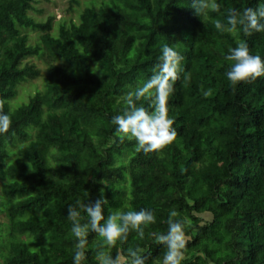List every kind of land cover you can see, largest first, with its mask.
I'll return each instance as SVG.
<instances>
[{"label": "trees", "instance_id": "16d2710c", "mask_svg": "<svg viewBox=\"0 0 264 264\" xmlns=\"http://www.w3.org/2000/svg\"><path fill=\"white\" fill-rule=\"evenodd\" d=\"M36 2L0 0V111L11 118L0 134V264H73L67 207L95 202L101 189L105 216L121 208L155 217L143 238L130 231L112 255L138 246L146 264H161L154 234L166 232L174 208L187 220L181 264H264V76L232 85L224 75L238 42L264 58V32L215 28L257 0H212L218 8L204 22L192 0H90L57 34L54 16H32ZM161 43L176 48L191 79L174 85L168 114L177 136L158 155L121 142L111 118L152 75ZM31 58L48 65L44 90L13 109L19 87L41 75ZM100 244L89 232L83 264H97Z\"/></svg>", "mask_w": 264, "mask_h": 264}, {"label": "clouds", "instance_id": "9594fccd", "mask_svg": "<svg viewBox=\"0 0 264 264\" xmlns=\"http://www.w3.org/2000/svg\"><path fill=\"white\" fill-rule=\"evenodd\" d=\"M191 8L204 22L208 11L216 10L218 5L212 0H192ZM237 25L242 27L245 35L264 32V0H257L256 7L245 8L242 13L233 9L227 15V24L215 21V28L227 33L234 32ZM159 51V63L153 67L152 75L125 94L126 107L123 113L111 118L114 135L121 142L134 141L133 147L137 152H155L158 155L177 136L174 120L168 114V100L174 91V85L182 77V83L187 86L191 79L190 71L181 65L182 57L174 46L161 43ZM224 59L229 62L224 75L232 85L264 76V58L250 53L246 42L241 41L235 47H229ZM96 66L91 69L93 73L97 72L94 70ZM142 99L147 101V107L137 103ZM10 126V114L0 111V134L7 133ZM106 204L107 199L101 189L100 198L93 203L82 204L77 200L75 205H68L67 219L71 221V233L76 240L73 264H83L86 259L89 232L101 238V244L95 252L97 264H146L148 257L142 254L143 250L138 246L129 247L127 257H122L119 251L112 255L111 249L118 241L126 240L130 231H135L138 237L143 238L144 226L155 220L152 211H125L117 208L109 209L105 216ZM81 210L86 214V221L83 223ZM186 224L187 220L178 218L174 208L168 211L166 232L154 234L155 242L164 247L161 264H181L186 245Z\"/></svg>", "mask_w": 264, "mask_h": 264}, {"label": "rangeland", "instance_id": "374dc122", "mask_svg": "<svg viewBox=\"0 0 264 264\" xmlns=\"http://www.w3.org/2000/svg\"><path fill=\"white\" fill-rule=\"evenodd\" d=\"M35 3V11L31 12L32 16L37 19V21H47L50 16H54V30L53 34H57V27L60 23L66 22L69 23L70 20L78 21L79 13L85 6L90 4V0H80V6L75 7L72 11L69 10L70 0H36ZM56 28V29H55ZM31 43L35 44L37 40V33H30ZM30 64H35L38 69L41 71V75L38 79L33 80L32 82L22 84L19 88L18 95L15 99L10 101L12 103L13 109H16L23 104H26L30 98V96L35 95L38 91L44 90L45 76L47 73L48 65L42 60L38 58H31L28 60ZM2 182L0 181V223H4L7 221L6 213L2 210L1 207V187ZM207 219L210 216H206Z\"/></svg>", "mask_w": 264, "mask_h": 264}]
</instances>
